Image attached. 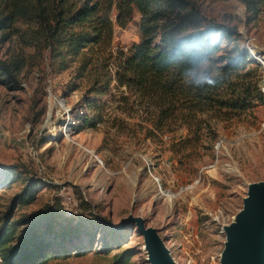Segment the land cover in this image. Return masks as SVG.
I'll use <instances>...</instances> for the list:
<instances>
[{
    "label": "rangeland",
    "instance_id": "obj_1",
    "mask_svg": "<svg viewBox=\"0 0 264 264\" xmlns=\"http://www.w3.org/2000/svg\"><path fill=\"white\" fill-rule=\"evenodd\" d=\"M192 2L207 19L237 27L239 38L227 42L228 48L238 44L253 56L252 50L264 68V0L257 14L242 0ZM138 22L135 13L124 28L115 26L114 54L126 53L139 40ZM23 51L32 49L22 46L15 33L0 41L2 59ZM70 75L71 69L52 73L45 60L23 67L19 89H9L0 77V225L12 199L26 182L35 181V200L13 209L16 235L40 210L60 217L56 245L68 223L79 228L65 242L72 254L46 264H110L122 252L129 256L127 264H150L145 238L135 225L115 235L96 221L117 227L129 214L156 228L179 264H221L225 226L243 209L249 185L264 182V103L230 120L213 119L212 131L197 147H184L186 127L166 133L169 137H147L139 127L145 108L134 104L132 91L114 82L111 92L128 97L122 110L111 101L104 116L108 122L73 130L86 109L83 86L65 94ZM113 118L124 127L111 126ZM152 174L160 177L161 188ZM104 241L111 245L108 250Z\"/></svg>",
    "mask_w": 264,
    "mask_h": 264
},
{
    "label": "trees",
    "instance_id": "obj_2",
    "mask_svg": "<svg viewBox=\"0 0 264 264\" xmlns=\"http://www.w3.org/2000/svg\"><path fill=\"white\" fill-rule=\"evenodd\" d=\"M242 1L257 14L263 0ZM135 13L139 40L126 53L114 54L115 26L124 28ZM18 22L22 27H15ZM14 33L32 51L0 58L2 81L9 89H19L18 75L27 63L46 60L54 74L71 69L65 94L83 86L86 109L73 130L108 122L104 116L111 101L122 110L128 97L112 93V82L116 88L132 91L134 104L145 108L139 127L147 137L156 139L186 127L184 147H197L212 131L213 119L230 120L264 103V68L238 44L228 48L227 42L239 38L237 27L207 19L192 0H0V41ZM111 121V126L117 123L115 118ZM36 194L37 183L26 182L4 214L0 264H46L72 254L65 242L79 228L68 223L62 228L65 237L54 244L60 219L56 212L37 211L16 235L13 209L19 203H32ZM96 221L115 235L126 226ZM103 245L106 250L111 246L108 241ZM128 260L122 252L110 264H127Z\"/></svg>",
    "mask_w": 264,
    "mask_h": 264
},
{
    "label": "water",
    "instance_id": "obj_3",
    "mask_svg": "<svg viewBox=\"0 0 264 264\" xmlns=\"http://www.w3.org/2000/svg\"><path fill=\"white\" fill-rule=\"evenodd\" d=\"M238 214L237 224L225 226L227 241L221 264H264V184L249 186L244 207ZM126 223L135 225L147 238L152 264H177L171 259L156 228L147 226L144 219L131 214L120 224Z\"/></svg>",
    "mask_w": 264,
    "mask_h": 264
},
{
    "label": "built area",
    "instance_id": "obj_4",
    "mask_svg": "<svg viewBox=\"0 0 264 264\" xmlns=\"http://www.w3.org/2000/svg\"><path fill=\"white\" fill-rule=\"evenodd\" d=\"M251 53L253 54L254 57H256L255 54H254V52L252 50H251ZM110 70L111 71H114L115 70V66L114 65H111ZM262 90L264 91V87H262ZM64 128H67L68 131L71 130V125L68 124V121L65 122ZM3 137H4L3 136V132H0V140H3ZM166 137H169V136L166 134ZM93 156L97 160V162H99V164H101V165L103 164L102 159L99 158L95 153H94ZM152 176H153L154 180L159 184V186L161 188V179H160V177L156 176L155 174H152Z\"/></svg>",
    "mask_w": 264,
    "mask_h": 264
},
{
    "label": "bare ground",
    "instance_id": "obj_5",
    "mask_svg": "<svg viewBox=\"0 0 264 264\" xmlns=\"http://www.w3.org/2000/svg\"><path fill=\"white\" fill-rule=\"evenodd\" d=\"M256 184H258V185H262V184H264V182H262V183H256ZM250 185H252V184H250ZM250 185H249V186H250ZM126 218H127V217H126ZM126 218H124L123 220H125ZM123 220H122V221H123ZM238 222H239V214L236 216L235 221H234L233 223H234V224H237ZM126 224L128 225L129 223H126ZM225 230H226V229L224 228V231H225ZM159 236H160V235H159ZM144 238H145V249L147 250V254H148L147 260L149 261L150 264H152L151 249H150V247H149V245H148V243H147V238H146L145 236H144ZM164 245H165L166 249L168 250V252H169V254H170L171 259L173 260V262L179 264V263L175 260V258L173 257L170 248L167 247V245H166L165 243H164ZM226 249H227V248H226Z\"/></svg>",
    "mask_w": 264,
    "mask_h": 264
}]
</instances>
